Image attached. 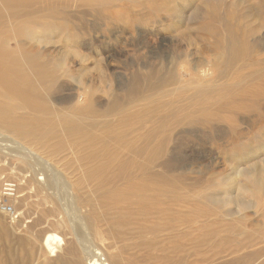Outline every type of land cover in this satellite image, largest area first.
Segmentation results:
<instances>
[{
	"label": "rangeland",
	"instance_id": "374dc122",
	"mask_svg": "<svg viewBox=\"0 0 264 264\" xmlns=\"http://www.w3.org/2000/svg\"><path fill=\"white\" fill-rule=\"evenodd\" d=\"M221 1L240 42L228 63L202 28L217 22L190 13L200 0H34L15 20V67L56 111L15 109L51 123L47 144L20 140L31 167L0 130V196L16 186L0 264H89L86 247L106 264H264V0Z\"/></svg>",
	"mask_w": 264,
	"mask_h": 264
},
{
	"label": "bare ground",
	"instance_id": "6f19581e",
	"mask_svg": "<svg viewBox=\"0 0 264 264\" xmlns=\"http://www.w3.org/2000/svg\"><path fill=\"white\" fill-rule=\"evenodd\" d=\"M32 1L34 0H0V130L10 132L9 134L11 133L14 134V137H16L15 139L19 140L16 141V143L21 147L27 149V152H23L18 147H13L10 148V150L7 152L8 155L9 156L14 155L18 158H21L22 160H24L25 164L30 167L36 163L35 159H33V156L34 155L36 156V153L32 149L33 147L31 148L30 145L28 146L24 145V143H21L20 140L22 139L24 141L28 139L30 143L32 142L33 144L36 145L47 144L46 142L49 138V134L52 133V128L50 126L51 123L44 119L37 118L35 114H31L30 116L32 117L19 116L17 115L15 109L30 110L34 112H36L37 110L38 112H40L42 116L48 113L55 112L56 109H54L52 104L47 100L48 93L47 92H46L47 94L44 92L41 93L40 90L38 89L39 80H37V77L40 80H42L43 78L42 77L40 78V76H38L37 74L35 78L31 77V74L28 73L29 70L27 69L24 70V68L22 69L15 67L16 64H20V63H25L26 65L27 57L25 58L24 56H22V60H18L11 54L8 48L9 41H11V39L17 43V47H18L17 51L24 50V47L21 44L22 40H18L14 36L12 38L6 37V34L8 32H11L14 28H17V25L15 24V20H17L18 18L22 17L25 14L27 15L28 6ZM223 3L224 1L222 2L221 0H212V1L200 0L197 6L194 5L191 8L190 13L192 17L193 16L199 17L204 15L207 18L213 19L217 22L218 27H209L208 25H202V28H204V30H206L210 35H214L217 37V41H216L217 46L218 48H221V51L218 54L219 58L221 59V61L223 62L225 61L226 63H228L230 60L232 59L234 60L235 52L238 49L240 42L238 41L239 40L238 25L232 23L234 19L233 12L230 10V6H225ZM222 8H223V14H222ZM24 33L26 37L28 38L31 37L30 30H26L24 31ZM33 39L34 38H32V40ZM40 43H45V41L41 39H37V40L34 39V44H40ZM229 64H231V62ZM31 66L35 67V63H33ZM60 66H62V64ZM36 68L37 70L41 68L42 71V65L40 63L36 64ZM231 68L232 67H230L229 70ZM231 71H233V69ZM241 71H242V67H241ZM10 100L15 103L9 102ZM61 146L62 144H58V146L54 148L55 149L54 151H57ZM251 173H254L253 170ZM257 180L260 185L259 187L264 189V169L260 168L259 176L257 177ZM22 202L23 201H20V203ZM88 226H91V220H88ZM57 243H59V245L64 244L63 239H61L58 235L50 232L42 234L41 247L51 256L56 257L55 248ZM82 248L84 247H81V249ZM72 249L75 248L73 247ZM84 254L86 256L88 255L89 259L87 258V261L89 264H106L105 260L100 258L101 254L97 250H93L90 249V247H86ZM68 256H72V253H69L68 255L63 257L62 256L57 257V261H59L61 264H77L76 262H74V260L70 259Z\"/></svg>",
	"mask_w": 264,
	"mask_h": 264
},
{
	"label": "built area",
	"instance_id": "2783aa9c",
	"mask_svg": "<svg viewBox=\"0 0 264 264\" xmlns=\"http://www.w3.org/2000/svg\"><path fill=\"white\" fill-rule=\"evenodd\" d=\"M15 191H16V186L14 183H11L9 181H4L2 183L0 209L2 213L5 214L7 217L14 216V211L12 209V206L8 203V200L14 196Z\"/></svg>",
	"mask_w": 264,
	"mask_h": 264
}]
</instances>
